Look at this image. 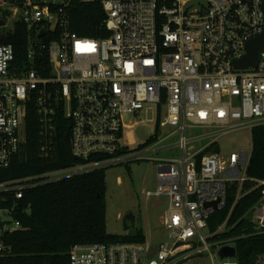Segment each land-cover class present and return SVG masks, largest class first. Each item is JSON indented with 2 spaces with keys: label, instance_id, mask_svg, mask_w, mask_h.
I'll use <instances>...</instances> for the list:
<instances>
[{
  "label": "built area",
  "instance_id": "obj_1",
  "mask_svg": "<svg viewBox=\"0 0 264 264\" xmlns=\"http://www.w3.org/2000/svg\"><path fill=\"white\" fill-rule=\"evenodd\" d=\"M71 3L0 0L5 22L0 38L8 39L18 24L28 34L23 61L14 45L0 42V169L11 168L23 151L32 112L44 139L41 156L50 157L57 125L66 121L71 153L79 162L0 182V203L11 204L0 206V256L13 253L8 236L25 231L16 213L28 191L152 160L159 163L157 185L146 197L168 201L166 239L77 245L70 264H179L205 255L213 261L221 248L236 245L213 241L226 226L207 232L208 221L227 208L229 188L239 189L236 202L248 194L249 182L252 190L264 188V181L248 175L249 154L225 156L219 146L221 138L240 132L252 136L264 126V50L257 68L236 70L233 64L244 60L248 44L264 34V0H102L109 32L102 39L71 31ZM9 21L13 25L6 30ZM153 108L167 131L147 149L130 151L122 139L124 116L139 117ZM213 146L218 150L211 152ZM173 151L179 156L150 158ZM250 218L264 234V192Z\"/></svg>",
  "mask_w": 264,
  "mask_h": 264
},
{
  "label": "trees",
  "instance_id": "obj_2",
  "mask_svg": "<svg viewBox=\"0 0 264 264\" xmlns=\"http://www.w3.org/2000/svg\"><path fill=\"white\" fill-rule=\"evenodd\" d=\"M101 2L94 0L82 3V0H72L68 15L73 33L93 39L109 36L105 28L107 16ZM0 42L14 45L19 60L25 59L28 34L20 24L8 39L0 38ZM157 120V131L149 142L151 144L157 142L161 134V117L158 116ZM37 122L36 113H30L27 120V143L11 168L0 169V182L52 173L79 164L71 153V124L65 121L64 126H60L58 122L57 132L52 139L53 152L49 158H45L41 156L44 139L39 133ZM217 150L218 146L210 149L211 152ZM251 153L248 175L264 181V126L252 132ZM253 186L250 182L246 184L244 189L248 194L237 202L239 189L231 186L227 208L214 214L208 221L207 232L210 234L226 226L225 232L215 235L213 241L233 240L237 246L238 264L264 262V234L257 233L250 218L251 212L263 198L264 188L252 190ZM106 192L107 175L101 170L75 175L28 191L16 213L25 231L6 238L13 253L6 257L0 256V264H70V252L77 245L146 242L144 229L134 227L137 220L134 213H128L123 218V228L131 230L130 233L121 236L108 232ZM10 205L0 203L2 207Z\"/></svg>",
  "mask_w": 264,
  "mask_h": 264
},
{
  "label": "rangeland",
  "instance_id": "obj_3",
  "mask_svg": "<svg viewBox=\"0 0 264 264\" xmlns=\"http://www.w3.org/2000/svg\"><path fill=\"white\" fill-rule=\"evenodd\" d=\"M13 21H9L7 29L12 28ZM157 109L144 111L139 117L124 116L123 144L131 151L153 144L149 143L155 136L158 120ZM161 131H167L160 127ZM166 141L160 146L172 143ZM149 143V144H148ZM221 153L229 156L230 153L245 152L252 155V136L248 132L230 134L219 140ZM179 156L177 152L158 153L151 155V159L171 158ZM159 163L152 160L131 162L127 165L105 168L107 175V223L109 233L124 236L131 232L123 228V218L128 213L137 215L135 228H142L147 236L146 240L157 244L166 239V230L163 220L167 211L166 198H147L146 193L154 191L157 185V167ZM130 169V170H128ZM261 208V207H260ZM253 219L256 220L254 214ZM129 224L128 226H130ZM132 228V227H131ZM207 235V232H205ZM193 258V257H191ZM218 257L213 261L208 255L197 259H185L180 264H220Z\"/></svg>",
  "mask_w": 264,
  "mask_h": 264
},
{
  "label": "water",
  "instance_id": "obj_4",
  "mask_svg": "<svg viewBox=\"0 0 264 264\" xmlns=\"http://www.w3.org/2000/svg\"><path fill=\"white\" fill-rule=\"evenodd\" d=\"M5 22L1 20L0 18V27L4 26ZM46 34L43 31L41 33V37H45ZM264 50V34L263 36H261L260 38L250 42L248 44V54L246 55L245 59L242 60L241 62H235L234 64V68L236 70H246L248 68H257L259 61H260V57L261 54L263 53ZM210 206H215V204L213 205H207V207ZM202 256H198V258H201ZM219 261H223V260H233L236 259L237 257V246L232 244L230 246H225L223 248L220 249V251L218 252L217 255ZM197 257H193L190 259H196ZM264 264V262H263Z\"/></svg>",
  "mask_w": 264,
  "mask_h": 264
},
{
  "label": "crops",
  "instance_id": "obj_5",
  "mask_svg": "<svg viewBox=\"0 0 264 264\" xmlns=\"http://www.w3.org/2000/svg\"><path fill=\"white\" fill-rule=\"evenodd\" d=\"M145 235H146V234H145ZM146 238H147V236H146ZM197 258H198V257H197ZM197 258H196V259H197ZM179 264H180V263H179Z\"/></svg>",
  "mask_w": 264,
  "mask_h": 264
}]
</instances>
